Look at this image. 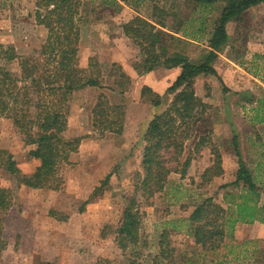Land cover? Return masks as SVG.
Instances as JSON below:
<instances>
[{"label": "rangeland", "instance_id": "rangeland-1", "mask_svg": "<svg viewBox=\"0 0 264 264\" xmlns=\"http://www.w3.org/2000/svg\"><path fill=\"white\" fill-rule=\"evenodd\" d=\"M223 6L224 3H218L203 9L189 0H84L79 67L87 76L98 79L101 87L90 86V91L84 88L72 95L66 136L86 138L78 151L71 154L70 163L60 168L64 185L59 191L29 188L24 193L8 173L0 172V186L11 188L15 194L14 206L5 218L6 246L0 250V264H153L159 253L161 220L185 218L192 204L204 197L212 196L224 208L229 207L225 194L236 195L239 189L222 186L230 182L233 172L213 185H206L202 182V170L210 159L214 164L213 150L221 154L222 167L236 169L232 144L236 133L245 140L250 137L255 145L264 143V125L254 123V108L258 100L264 101V5L250 9L240 21L228 23L229 45L214 64L219 77L203 75L195 84L196 92L206 97L205 103L210 107L205 126L212 131L209 144L199 151L194 149L192 155L185 147L182 157L170 163V167L181 170L190 158L186 180H168L164 190L153 197L136 194L144 176V135L151 104L142 92L140 99L137 88L135 66L143 61L142 55L124 33V25L136 17L145 18L158 28L156 23L164 22V31L181 39L170 52L176 49L200 61L208 49V34ZM35 15L36 0H0V44L15 48L21 56L36 54L47 38V29L37 24ZM201 21L204 40L190 39ZM13 69L17 71L16 64ZM120 88L125 90L122 98L128 101L110 102L112 93H121ZM102 95L112 105L124 103L127 135L101 134L94 128L93 110ZM32 148L23 143L11 119H0V149L13 154L25 175L32 174L39 165V160L29 157ZM250 149L254 157L248 158V162L252 167L264 149ZM169 155L170 152L166 153L165 158ZM109 174L110 180L103 184ZM99 187L101 191L92 197ZM132 198H136L142 213L141 243L123 252L115 232L127 201ZM255 232L241 230L238 234L242 239H236L235 229L224 248L207 255L208 263L264 264V238L244 240ZM169 233L174 264L185 262L184 253L195 263L194 258L201 251L191 236Z\"/></svg>", "mask_w": 264, "mask_h": 264}, {"label": "trees", "instance_id": "trees-1", "mask_svg": "<svg viewBox=\"0 0 264 264\" xmlns=\"http://www.w3.org/2000/svg\"><path fill=\"white\" fill-rule=\"evenodd\" d=\"M92 1V0H90ZM203 9L224 3L221 13L208 34V49L200 61L188 55L173 52V45L181 42L173 34L166 33L164 22L154 23L136 17L124 25V33L134 41L143 61L135 66L144 75L159 67L181 68L175 82L167 89L166 95H173L168 107L149 123L144 135L142 167L144 176L136 189L144 197L161 193L173 172L185 177L190 164L187 158L183 168L173 169L170 163L181 158L185 144L195 140V150L209 144L206 114L209 105L196 93V79L200 76H218L215 62L229 45L228 23L240 21L252 8L264 5V0H189ZM84 0H36L35 19L38 25L47 29V38L41 49L31 56H21L15 48L0 44V119H11L22 136L26 146L33 147L29 157L39 160L40 164L30 175H25L8 150L0 149V170L8 173L16 181L18 189L61 190L64 179L59 171L69 164L71 154L76 153L86 137L68 138L69 102L72 95L86 87H101L98 79L87 76L79 67V44L81 36V9ZM192 40H204V22L201 21ZM180 30V29H178ZM17 65V71L13 65ZM122 87V85H120ZM228 88L225 87V90ZM121 93H125L120 88ZM142 95L155 107L162 105V97L143 87ZM254 123L264 125V101L258 100ZM126 114L123 105H112L102 95L93 110V126L100 133L109 132L123 135L126 127ZM242 134L232 138L234 153L238 158L239 169L235 181L223 188L239 189L240 193L225 194L229 205L226 209L205 198L190 215L188 235L201 251L200 257L225 247V242L233 238L238 223H264V185L258 181L252 169L243 160L241 153ZM264 149V143L260 144ZM170 152L168 158L165 154ZM173 152V154L171 153ZM214 164L203 174L204 181H211L224 173L222 156L213 150ZM264 164V151L261 154ZM111 178L109 174L104 183ZM101 191L97 188L92 197ZM228 201L229 198H232ZM235 198V199H234ZM237 198V202H236ZM15 194L11 188L0 186V250L6 246L4 240L5 218L14 206ZM87 204V202H85ZM142 213L136 198L127 201L120 225L116 230L118 247L128 251L141 243ZM165 230L159 241V253L153 264H173L169 250V233ZM229 238V239H228ZM168 261V262H167Z\"/></svg>", "mask_w": 264, "mask_h": 264}, {"label": "crops", "instance_id": "crops-1", "mask_svg": "<svg viewBox=\"0 0 264 264\" xmlns=\"http://www.w3.org/2000/svg\"><path fill=\"white\" fill-rule=\"evenodd\" d=\"M180 73H181V68H179V67L172 68V69L159 67V68H157V69H155V70H153L151 72H148V73H146V74H144L142 76L138 75L137 72H136V79H137V86H138L137 88H138V90L140 89L139 90L140 99H141V92H142L143 87H148V88H150L152 90V92L154 94H157V95L161 96L162 97V102H163L162 105H160L158 107H155V106H152V105L149 106V109H148V112H149L148 125L146 126V129L148 128L149 123L154 118V116L158 115V114H161L168 107L169 103L172 101L173 95H166V92H167V89L178 78ZM90 89H91L90 87H86L84 89V91L87 92V91H90ZM116 93H118V91H116ZM196 93H197L198 97H200L203 100V102H207V99H206V97L204 95H202L201 93H198V92H196ZM235 93L236 92L232 91L233 95H235ZM123 95L124 94H122V93H118V94L112 93L113 97L110 96V99L112 100V101L110 100V102H113V101L114 102H127L128 100L122 98ZM116 104L124 105V103H116ZM146 106H148V105L146 104ZM124 134H126V132ZM126 135H124V136H126ZM116 136H121L122 137V135H116ZM189 143L193 144V146H190L188 148L187 145H189ZM195 143H196L195 140H192V141L190 140V141H188L186 143V146H185L186 147V151H188V153L191 154V155H192V153H194ZM255 144H256V142H255ZM255 144L253 143V141L251 140L250 137L247 138L246 140L243 139V137H242L241 153H242V156H243V160L252 169V171L254 172V175L257 177L258 181L261 182L264 185V164L259 165L260 164L259 162L262 161L261 154L256 156L257 157L256 159H258V161H257V163L254 166L251 167V165L248 162V158L251 159L252 157H254L252 155V150L250 148L251 147L260 146V144H258V145H255ZM225 159H226V157H225ZM39 164H40V162H39ZM211 164H213V162L210 159L209 160V165H207L202 170L203 174L208 169V167H210ZM222 168L224 170V173L222 175H220L219 177H215L211 181H204V179H202V182L205 183L206 185H211V184L213 185V183H215L216 180H219V179L221 180L223 178H226L225 176H229L231 171L233 172L232 173L233 178L231 180H229V181L230 182L235 181V179L237 178V172H238V169H239V164H238L237 157H236V169L234 168V170H230L229 166H227V168L225 166L222 167ZM0 172L6 174V172H4L3 170H0ZM175 177H178V179H180L182 181L186 180L184 178V176H182V174L180 172H173L172 175L169 176L168 180L171 182V180L176 179ZM26 189L28 190L29 188L25 187V186H22L20 191L24 192V193L29 192ZM236 193H240V190H239V192H236ZM262 196H263V199H264V195H262ZM210 197H212V196H210ZM236 197H237V195H236ZM205 198H209V197H204L203 199L198 200V202L192 204L194 206L189 208L190 211H188V216H185V218H183V219L182 218H175V216H174V217H166L165 220H161L163 222H161L160 226L163 229L161 230V232H158L159 236L165 230L172 231L174 234H177V235L178 234H180V235L181 234L188 235V230H189V221H188V219H189L190 215L192 214V212L195 210L196 206L198 204H200ZM237 201L238 200L236 198V202ZM194 202H195V200H194ZM216 203L219 204L220 202L216 201ZM241 230H244V231H248V230L256 231L255 234H253L252 236H250V233H249L248 237L246 239H244L246 241L247 240L251 241V239H255V238H257V239L264 238V223H261V222H255L253 224L238 223L236 225V233H237L236 235L238 236V237H236V239H242V238L239 237V234H238V232H240ZM191 239H193V238L191 237ZM192 241L194 242V239ZM248 243H251V242H248ZM187 257L188 256L184 253V258H186L184 260L185 262H182L180 264H209L208 263L209 260L207 259V257L205 258V257H200V255H197V257L194 258V259H197L195 263H191L192 261L190 262V260Z\"/></svg>", "mask_w": 264, "mask_h": 264}]
</instances>
